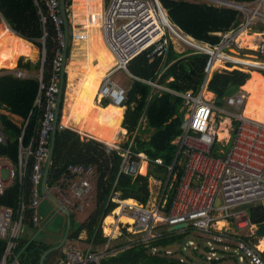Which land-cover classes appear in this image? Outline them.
I'll return each mask as SVG.
<instances>
[{
    "label": "trees",
    "instance_id": "1",
    "mask_svg": "<svg viewBox=\"0 0 264 264\" xmlns=\"http://www.w3.org/2000/svg\"><path fill=\"white\" fill-rule=\"evenodd\" d=\"M160 1L172 24L199 42L218 44L221 40L218 33L235 29L242 21V12L228 6H218L202 0ZM230 1L250 3L255 0ZM70 4L71 0H65L67 15H69ZM101 9L102 0H73L75 20L82 24V29L85 27L88 31L95 30L97 35L90 39L94 45H88L91 50L88 52L85 69H80L77 72V74H82V78L71 100L70 113L68 116L63 114L61 121L67 125L74 117L75 122L90 126L89 132H92L93 136L112 141L114 134L121 128L124 113H120L121 111L108 101L104 102L105 107L110 105L107 108L95 104L101 80L116 64V58L107 48L101 30L89 27V25L97 23L96 20L91 21L89 16L100 13ZM0 11L9 28L20 38L31 42L40 50L45 43L46 60L43 65V83L46 88L49 87L53 76L56 51L59 49V40L55 22L45 1L0 0ZM43 17L46 18L45 21ZM89 28L91 29L89 30ZM260 30L264 32V28ZM152 50L153 48L143 52L129 64V72L135 78H131L132 83L128 89L127 101L124 105L126 107L125 129L128 132L131 134L139 133L137 128L142 117H145L147 122V128L143 134L153 131V134L148 138H145L143 134H138L133 143L135 151L144 152L150 158V169L148 174H137L135 177L127 173L121 174L116 187L124 199L145 204L148 203L151 196L150 177L159 178L163 183L166 181V175L169 173L168 167L172 165L179 149V146L173 144L172 141L182 135L186 127L185 99L178 93L197 92L199 90L204 80L205 68L209 59L207 55L196 54L194 51L177 52L172 43L167 52L160 56L156 55L153 59L149 57ZM23 56L34 57L21 51L19 58ZM67 59H69V48H67ZM220 63L217 62L215 67H219ZM18 67L22 70L40 73L42 62L41 60L36 63L24 62L22 59ZM258 74L262 83L253 91L252 101L260 96L264 99V78L260 73ZM255 79L256 73L254 71H252L251 76L249 73L240 70L216 71L209 82L208 89L216 95L217 104L223 105L225 97L236 93L240 88H247ZM149 82H158L177 93L162 91L159 94H153ZM39 86L38 77L22 80L12 75L0 76V110L20 116L25 122L29 119V123L24 129V124L20 127L7 114L0 113V122L8 136L7 143L0 146V155L9 157L15 163L18 162L20 137L23 136V142L26 145L34 138V149L38 146V131L46 113V90L43 92L41 107L34 106L39 93ZM238 125V122L234 123L233 136L237 132ZM128 145L129 143L124 144L125 147ZM158 158L162 159L161 163L156 162ZM122 159L121 150L111 147L105 142L94 138H81L78 132L66 127L57 129L48 186L51 187L55 183L68 164H93L98 173L95 208L87 214L84 221L77 222V224H73L72 221L74 214L70 215L71 223L66 238L75 245L72 246L71 244L72 249L78 250L76 244L84 243L87 249L78 251L82 253L89 251L97 254L108 243L110 238L104 236L102 225L103 220L112 215V212L119 206L118 202L110 201V196L120 173ZM33 163L34 156L32 155L29 158L23 184L16 180L3 194H0V207L2 205L10 206L17 210L21 197H24L26 206L31 204ZM177 169L180 170V167L177 166ZM182 175L183 170L181 169L177 179L172 180V186L166 190L167 203L164 209L168 212L173 200L178 195ZM39 193L42 194L41 186ZM247 204H252L248 209L246 208L250 224L263 225L264 202ZM33 211V208L27 207L26 209L25 223L27 229H33ZM65 225H63L64 232L66 231ZM167 228L166 226L159 227L161 236L149 243H141L140 238L137 237L134 241L111 247L109 251L113 253L102 259L100 264H192V260L181 257L173 249L192 235L193 229H188L183 233L180 231L168 232ZM25 233L19 242V250L23 251L22 264H40L43 254L51 250L53 246L33 238L28 239L25 237ZM84 233L87 235L85 240L81 238ZM127 236H132L128 227L124 229L121 237ZM195 236L198 235L195 234ZM5 246L6 242L0 240V262ZM184 249L187 247L184 246ZM206 251L208 254L212 252L208 245ZM261 255L264 258V251ZM205 261L211 262V264H220L222 258L218 257L216 253L214 259L208 260L207 256Z\"/></svg>",
    "mask_w": 264,
    "mask_h": 264
},
{
    "label": "built area",
    "instance_id": "2",
    "mask_svg": "<svg viewBox=\"0 0 264 264\" xmlns=\"http://www.w3.org/2000/svg\"><path fill=\"white\" fill-rule=\"evenodd\" d=\"M43 1L48 6L55 22L59 49L56 51L53 76L49 87L46 88L43 78L39 79V93L34 106L41 107L43 92L46 90V113L38 131L37 148L34 149V138L26 145L22 136L19 142L17 163L5 155H0V194H3L16 180L23 184L29 158L34 156L31 204L26 206L24 197H21L17 210L10 206L0 207V240L6 242L0 264H22L23 251L19 250V242L23 239L26 230V209L27 207L33 208L32 224L33 229L37 230L41 220L39 206L46 198V195L39 193V187L50 151L52 131L57 121L56 108L62 72L64 30L59 1ZM263 6V0H259L255 8H251L249 4L235 6L243 12L242 21L235 29L218 33L221 38L218 44L199 42L179 29L173 36L180 41L184 40V43L194 53L207 55L209 59L199 90L178 93L185 99L186 127L183 134L172 141L179 146L177 156L172 165L168 167L169 173L166 181L163 183L161 180L162 186L159 188L153 205L141 202L130 204L128 199H124L122 193L116 189L121 174L136 176L141 173L140 169L144 160H148L144 152L133 149L137 132L130 133L127 147L121 144L116 146L109 144L111 147L120 149L123 157L110 201L118 202L117 208L122 209L121 214L134 221L132 232L135 235H141V243H149L161 236L158 230L161 226L169 228L188 224L189 227L180 232L184 233L188 229H193L196 235L207 239V245L212 250L208 260L216 257L215 248H212V242H215L223 247V251L236 247V251L243 255L240 258L241 261H246L248 264H264V258L261 255L263 251H259L252 237L242 234L250 226L244 206L247 203L264 202V124L253 121L243 114L242 109L248 97L247 92L243 90L226 99L224 105H218L216 99L210 100L206 96L211 77L215 71L219 70V67H215L219 61L228 65V68L234 67L244 71L238 67L246 66L248 70L264 73L263 63H260V67H256L244 63L245 61L239 58L243 48L240 37L243 33L252 30L251 27L257 22L256 19L264 18ZM89 17L91 21L102 22L106 42L117 59L116 70L104 79L100 88V96L103 101L109 100L117 106H124L127 101V92L113 80L112 76L116 71H127L129 62L144 51L153 48L149 54L151 59L167 52L172 34L167 27L165 10L159 0H113L109 9L102 6L100 13H94ZM2 18L0 11V20ZM119 19H124L125 22L118 25ZM43 20L45 21L46 18L43 17ZM69 38L72 41H86L89 33L74 34L72 32ZM263 44L260 43L258 46L260 53L264 52ZM6 74L24 80L34 77L32 74L17 70L14 72L9 70ZM149 84L161 90H168L157 83L149 82ZM144 121L145 118H141L140 124ZM227 121L230 125L225 131L233 130L234 132V123L238 122L239 125L234 136L232 134L229 139H225L226 137L222 139L219 137L220 130ZM28 123L29 119L25 122L24 129ZM65 127L64 124H59L60 129ZM145 127L144 125L142 129ZM7 141V133L0 122V146L6 144ZM156 161L162 162L161 159H156ZM5 169L6 174H4ZM181 169L183 175L178 195L168 212L164 209L167 203L165 193L167 188L172 186L171 181L177 179ZM97 180L98 173L93 164H68L55 183L51 187L48 186V192L51 191L55 195V199L63 208L68 209L70 215L75 212L79 215L87 214L95 208ZM116 216L118 225H121V216ZM220 221H226L230 226L226 227V223L225 227H219ZM124 227L128 226L124 225ZM104 236L110 239L97 254L89 251L82 253L68 245L67 258L60 264H100L102 259L111 253L109 246L112 237ZM190 243L195 245L194 242Z\"/></svg>",
    "mask_w": 264,
    "mask_h": 264
},
{
    "label": "rangeland",
    "instance_id": "3",
    "mask_svg": "<svg viewBox=\"0 0 264 264\" xmlns=\"http://www.w3.org/2000/svg\"><path fill=\"white\" fill-rule=\"evenodd\" d=\"M211 2L214 4H218V5H226V4H223V3L219 2V1H215V0L211 1ZM257 4H258V2L257 3L255 2V3L250 4L249 6L251 8H255L257 6ZM72 7H73V0L71 1L69 11L72 10ZM2 19L3 20H0V34H1L0 35V65H6V64H4L5 60L8 59V61H10V62L15 60L16 52L15 51L8 52V49H3V46H5L4 38H6V36H8L9 34H12L13 31L9 27L8 28L12 32L9 31L8 28H6L7 25L4 23L5 19L4 18H2ZM256 20H258V21L254 25V27L252 25V27H251L252 30L250 32H245V33L253 34V32H260L261 31L260 29L264 28V18L256 19ZM124 22H125L124 19H119L118 25H121ZM76 28L77 29L81 28V25H79V27H76ZM13 33H15V32H13ZM92 33L95 34L96 31H92ZM259 34H262V33H259ZM173 36L174 35H171V39H172V43L174 45L175 50H177L178 52L188 51L189 48L187 47V45L183 41H180L179 39H177ZM69 43L71 44L72 41L69 40ZM76 44L77 45L73 44V46L68 47L69 51L71 49H73L75 54H73L70 59L66 60L67 64L65 63V65H68V68H67L66 72H64L65 79L63 80L64 83H63V90H62V95H61L60 107H61L64 115H67V116L70 113L69 106L71 105V100L73 99V96H74L76 89H77V87L80 83V80L82 78V74L81 73L77 74V72L80 69H85L86 64H87V60H88V53H87V51H85V42L80 41L79 44L78 43H76ZM34 48L37 50V47L34 46ZM43 48H45V43L43 44ZM232 52L234 54H236L234 51H232ZM241 55H242V57L240 59H243L245 61L244 63L251 64L252 66H256V67H260L261 65L259 62L264 60V57L263 56L261 57V55H264V52L260 53V50L258 47H256L255 49H247V48L243 47ZM254 56H256L257 58H254ZM23 57H21V59L18 60V62H17L18 66H19V62L23 59ZM40 58H41V55H38L36 53V55L33 58L24 57V62H27V60H31V61H33V63H35ZM10 62H8V64ZM17 65L14 69H2L1 70V68H0V75L2 73L9 71V70L14 72L17 68ZM113 67H115V66H113ZM238 68H242L244 71H246V73H249V74L252 73V70H248V68H246V66L245 67H238ZM225 69L235 70L234 67L228 68V65H224L221 62L220 66H219V70L222 71ZM237 70H239V69H237ZM32 73L36 77H39V79H40V77L43 78V75L41 76L38 71H32ZM255 73H256L255 81L247 87V89L251 95L253 94V91L255 89H257L262 83V79H261L260 75L258 74V72H255ZM104 79H103V81H104ZM113 80L115 82L119 83L120 85H122L127 90L130 88L131 83H132L131 77L125 71H120V72L116 73L113 76ZM101 86H102V84H101ZM157 94H159V93H157ZM99 97H100V95L97 98H95V104L98 106H100V105L105 106L106 104H104L103 102L101 103ZM252 97H253V95H252ZM254 103H255V105H254ZM250 106H252V108L254 106H256L258 114L261 117H264V113H263L264 112L263 111L264 110V99L262 96L258 97L255 101H253V103H251V105H249L247 109H250ZM123 108H125V110H123V112H120V113H124L121 128H120V130H118L114 134V139L117 142L112 141V143H109L106 141L107 143L111 144L112 146L119 145L122 142L126 141V139H127L126 134H125L126 131H127V134H130V132H128V130L125 129L126 107L124 106ZM244 108H245V106L243 107L242 112H243ZM252 110H250V111H252ZM60 112H61V110L59 111V115H60ZM187 116H188V114H187ZM81 126H85V128L89 127V129L91 128L90 126H87V125H81V122L80 123L75 122L74 117L71 118V121L69 122L68 127H70L73 130L74 129L78 130L81 128ZM226 128H229V127L226 126ZM124 130H125V132H124ZM232 132H233V130L230 131L229 136L226 137L225 139H229L230 136L232 137V134H233ZM221 133H223V132H221ZM79 135L84 136L81 133ZM150 135H152V133L149 135L145 134V137L146 136L149 137ZM86 137L87 136H85L84 138H86ZM87 138H89V137H87ZM98 140L101 141L104 139L100 138ZM101 142H103V141H101ZM6 173H7V170L5 169L4 174H6ZM157 179L156 178L154 179L153 177H151L149 179V185H150L149 187L151 190V196H150V199L148 201V204H150V205H153V203L155 202V199L158 196L157 193L160 190L159 188L162 186V182L160 180H157ZM261 203H263V202H261ZM44 204L47 207H50V209L47 211L48 214L44 215L45 217L40 214L41 220H40L39 228L37 230L36 229H33V230L27 229V233H25V235H26L25 237L26 238L31 237L36 241L42 242L44 244L52 245L53 247L51 249H55V248L60 247L63 243V240H64L65 232H64L63 223L65 222V217L63 216L62 212H59L55 208V206L50 205V203L48 201L42 200L41 205L43 206ZM251 205L252 204H247L244 207L248 209ZM114 212H113V214H114ZM86 217H87V214H85V215H77V214L73 215V218H72L73 224H77V222L84 221L86 219ZM115 219H117L116 220L117 223L115 225L110 226L111 230L114 231L113 233H110V236L113 239L110 246H109L110 248L114 247V246L123 245V243L134 241L135 239H137V237L138 238L141 237V235H135L132 232L133 231L132 224L120 222L121 225H118L119 222H118L117 216H115ZM222 222L225 223V225L223 227L226 226V223H227L226 227L230 226L228 222H226V221H222ZM124 225L129 227L128 231L132 234L131 237H128V236L127 237H121L124 233V229H125ZM255 226L256 225L250 224V226L246 229V231L242 232V234H246V235H249L250 237H252L253 243L257 244V247L259 249L260 242L264 243V237L257 238L254 235ZM102 229H103L104 235H108L105 232V221L103 222ZM86 237H87L86 233H84V235H81V238H86ZM64 241H65V243H63V245L60 248H58L57 250H55L49 254V256L46 259L45 264H60L66 260V258H67V251L66 250L68 249V245H71V244H72V246H75V245L73 243H71L67 238ZM191 241L195 242L194 246L191 245V243H190ZM207 242H208L207 239L200 238V236L199 237L195 236V234L193 233L192 235L188 236L183 243H180V245L175 246L173 251L179 253V255L181 257H184L185 259L192 260V264H211V262L205 261V257L207 258V256H209V254L206 251L207 244H208ZM184 246H185V248L187 247V249H184ZM212 246H213L212 248L216 249V253L218 254V257L222 258V261L220 264H248V262L240 260V258L243 257V255L236 251L237 250L236 247H230L229 249L225 250L224 252H219V251L223 250V247L221 245H219L215 242H212ZM76 247L80 251H84L87 249V246L84 243L76 244ZM259 251H264V250L259 249Z\"/></svg>",
    "mask_w": 264,
    "mask_h": 264
},
{
    "label": "crops",
    "instance_id": "4",
    "mask_svg": "<svg viewBox=\"0 0 264 264\" xmlns=\"http://www.w3.org/2000/svg\"><path fill=\"white\" fill-rule=\"evenodd\" d=\"M71 10V9H70ZM1 20H3V19H1ZM6 25H7V27L6 28H8L9 27V25L7 24V22L5 21L4 22ZM68 23H69V25H68V34H71L72 32L74 33V34H78V33H89V38H87L86 39V41H81V42H85V51H87V53L89 52V50H91V48L90 47H88V45H90V46H92V44L94 45V42H90V39L91 38H95L96 37V35H97V33H95V34H93L92 33V31H95V30H91V31H88V30H86L85 29V27H84V29H82V28H76V27H79V25H81V27H82V24H80L77 20H75V16H74V13H73V7H72V10L71 11H69V15H68ZM256 24V23H255ZM254 24V25H255ZM254 25H253V27H254ZM89 27H91V25H89ZM77 29V30H76ZM91 28H89V30H90ZM260 29V28H259ZM11 31V30H10ZM12 32V31H11ZM259 33H262V34H260L259 35ZM246 35H250V33H247ZM251 35H256V39H254L253 41H252V44H254V46H256V47H258L259 45H260V43H264V32H253V34H251ZM263 35V36H262ZM3 37V36H2ZM15 38V39H14ZM259 38V39H258ZM4 41H5V46H3V49H8V52H13V51H15L16 52V54H15V60L14 61H12V62H10V61H8V59L7 60H5V63L4 64H6V65H0V68H1V70L2 69H14L15 67H16V65H17V62H18V60L19 59H21V57L19 58V55H20V52L21 51H23V52H27L29 55H31V56H34L35 55V53H36V49L34 48V46L32 45V43L31 42H29V43H27L28 41H25V40H23V38L21 37L20 38V36L18 35H16L15 33H13L12 32V34H9L8 36H6V38H4ZM72 41V40H71ZM80 42V41H79ZM79 42L78 41H72V43L70 44L69 42H68V47L69 46H73V44L74 45H77L76 43H78L79 44ZM31 43V44H30ZM106 44V43H105ZM256 44V45H255ZM107 46V45H106ZM36 47V46H35ZM247 48V47H246ZM23 49V50H22ZM43 49H45V48H42V50H40L38 47H37V53H38V55H41V58L40 59H38L37 61H39V60H41V62H42V67H43V65H44V63H45V60H46V55L44 54L43 56H42V54H43ZM248 49V48H247ZM46 50V49H45ZM46 53V52H45ZM73 54H75L74 53V51H73V49H71L70 51H69V59L71 58V56L73 55ZM263 55H261V57H262ZM254 58H257L256 56H254ZM23 60H24V57H23ZM28 61H31V60H27V62ZM36 61V62H37ZM8 62H10L9 64H8ZM31 62H33V61H31ZM35 62V63H36ZM261 63H263L264 64V60H262V62ZM67 64V63H66ZM67 68H68V65H65V72H66V70H67ZM16 70L17 71H23V72H26V73H29V74H32L33 75V73H32V71H27V70H22V69H19V67H18V65H17V68H16ZM42 70V69H41ZM7 72H5V73H2L1 75H10V74H6ZM42 74V71H40V75ZM0 75V76H1ZM13 76V75H12ZM34 77L33 78H36V76L35 75H33ZM250 76H251V73H250ZM263 78H264V76L263 75H261ZM14 77V76H13ZM39 78V77H38ZM41 78V77H40ZM251 78V77H250ZM30 79H32V78H30ZM23 80V79H22ZM25 80H27V79H25ZM170 80H172V79H170ZM158 83V82H157ZM158 85H161V84H159L158 83ZM161 86H163V87H165L164 85H161ZM151 88H152V93L153 94H157V93H159V92H162V91H165V90H161V89H158V88H155V87H152L151 86ZM243 89V88H242ZM169 90V89H168ZM244 90V89H243ZM100 91V90H99ZM172 94L173 93H177V92H175V91H173V90H169ZM98 92V91H97ZM209 95H211L210 97H209ZM98 96H99V93H98ZM97 96V97H98ZM206 96L207 97H209V99L210 100H212V99H216V95L214 94V93H212V92H210V91H207L206 92ZM101 99V98H100ZM101 101V100H100ZM216 103H217V100H216ZM94 104V103H93ZM111 105H113V104H111ZM102 108H107V107H109V106H107V107H105V106H102V105H100ZM264 111V110H263ZM61 112H62V109H61ZM60 112V115H59V123L60 124H63V123H61L62 121H61V118H62V116H63V112L61 113ZM0 113H3V114H7L11 119H12V121L14 122V123H16V124H18L20 127L22 126V124H24L25 125V121H23V119L20 117V116H16V115H12V114H10V113H8L7 111H4V110H0ZM264 113V112H263ZM65 126H66V128H69V129H71L70 127H68L69 126V124H64ZM61 129H63V128H61ZM91 129V128H90ZM90 129H89V127L88 128H85V126H81V128L80 129H71V130H73V131H76V132H78L79 134L81 133L82 135H84V136H80L81 138H84L85 136H87V137H89V138H94V139H99V138H97V137H95V136H93V134H92V132H89L90 131ZM124 132H125V130H124ZM227 132V134H228V131H226ZM126 137H127V139H126V141L125 142H122L121 143V145H124V144H126L127 143V140H128V138H129V135L130 134H127V131H126ZM228 136V135H227ZM86 137V138H87ZM117 137V136H116ZM117 139V138H116ZM51 141H52V139H51ZM100 141V140H99ZM101 141H103V142H105V143H107V142H112V141H114V142H117L116 140H112V141H107L106 142V140H101ZM107 144H109V143H107ZM174 144V143H173ZM158 159H160V158H158ZM161 161H162V159H161ZM157 162V161H156ZM145 163V161L143 162V164ZM146 163H147V167H146V172L144 173V172H142V170H141V173L142 174H146L148 171H149V169H150V163H151V160H150V158L148 157V160L146 161ZM143 164H142V167H143ZM149 167V168H148ZM169 172V171H168ZM168 175V174H167ZM167 175H166V177H167ZM151 178V177H150ZM154 179H155V177H153ZM157 180H160L161 181V179H157ZM51 192V191H50ZM46 199V201H48L49 203H50V205H53V206H55V208L59 211V212H62V214H63V211L59 208V207H57L53 202H51L50 200H48L47 198H45ZM45 199H43V200H45ZM131 199V198H130ZM133 202V201H132ZM43 204V203H42ZM50 209V207H47L45 204L42 206L41 204H40V209H39V211H40V214L42 215V216H44V215H46V214H48V210ZM75 214H76V212H75ZM74 214V215H75ZM87 214H89V212H87ZM112 214H113V212H112ZM77 215H79V214H77ZM80 215H85V214H80ZM63 216H64V214H63ZM45 217V216H44ZM65 217V216H64ZM107 218V217H106ZM105 218V219H106ZM105 221V220H104ZM70 223H71V220H70ZM66 224V218H65V222L63 223V225H65ZM66 226V231H65V234L66 233H68L67 231L69 230H67V225H65ZM64 227V226H63ZM70 227V226H69ZM31 230H33V229H31ZM25 231H27V228H26V230ZM27 233V232H26ZM67 235V234H66ZM82 235H84V234H82ZM64 237H65V235H64ZM28 239H31V237L29 238L28 237ZM66 239V238H65ZM64 239V240H65ZM82 239H86V238H82ZM63 240V241H64ZM60 248V247H59ZM58 249V248H57ZM56 248L54 249V251L55 250H57ZM51 250H53V249H51ZM51 250H49V251H51ZM48 252V251H47ZM52 253V252H51ZM46 255V252L43 254V256L41 257V259H40V264H45V262H46V259H47V257L49 256V254L45 257V259H44V261L42 260L43 259V257Z\"/></svg>",
    "mask_w": 264,
    "mask_h": 264
},
{
    "label": "water",
    "instance_id": "5",
    "mask_svg": "<svg viewBox=\"0 0 264 264\" xmlns=\"http://www.w3.org/2000/svg\"><path fill=\"white\" fill-rule=\"evenodd\" d=\"M59 11H60V14H61L62 19H63L64 42H63V47H62V58H63V61H62V72H61V75H60L58 102H57V108H56L57 118L59 116V107H60L61 95H62V90H63V78H64V70H65L66 55H67V45H68V18H67L66 10H65V0H59ZM44 50L45 49H43L42 56L45 53ZM41 71H42V74H41V76H42L43 75V67H42ZM57 124H58V119L55 122V127H54V130L52 131V141H51V146H50L48 159H47V162L45 164L44 175H43V179H42V183H41V191H42L43 195H46V198L48 200L53 202L57 207H59L63 211V214H64V216L66 218V225H67V230H68L69 226H70V214H69L68 209L63 208L61 206V204H59V202L55 199V195L52 192H50V191L48 192V178H49L51 164H52V161H53L54 149H55ZM188 227H189L188 224H181V225L169 227L167 229V231L168 232H177V231H180L182 229H187ZM66 234H65V237H66ZM254 235L257 238L264 237V224L255 227ZM65 237H64V239H65ZM63 243H64V241H63ZM63 243H62V245H63ZM53 251H54V249L51 250V251L46 252V255L43 257L42 260L44 261L45 257L48 254H50L51 252H53Z\"/></svg>",
    "mask_w": 264,
    "mask_h": 264
},
{
    "label": "bare ground",
    "instance_id": "6",
    "mask_svg": "<svg viewBox=\"0 0 264 264\" xmlns=\"http://www.w3.org/2000/svg\"><path fill=\"white\" fill-rule=\"evenodd\" d=\"M165 15H166V21H167V27H168V30L170 31V33L172 34V35H175V33H177L178 31H177V28H175V27H173V25L170 23V21H169V18H168V16H167V14H166V12H165ZM92 27H95V28H98V29H100L101 30V27H102V22H99V21H97V23H95V24H92L91 25V28ZM9 29V28H8ZM10 30V29H9ZM245 34V35H244ZM247 33H243L242 35H241V37H240V42L242 43L241 44V47H244V48H248V49H255L256 47L254 46V44H252V41L254 40V39H256L255 37H256V35H246ZM260 35V34H259ZM179 37V36H178ZM181 40H182V38L181 37H179ZM259 39V38H258ZM103 40H104V37H103ZM104 42H105V40H104ZM183 42H185L184 40H183ZM27 43H29V42H27ZM256 45V44H255ZM108 48V47H107ZM109 49V48H108ZM110 51V50H109ZM111 52V51H110ZM112 53V52H111ZM113 54V53H112ZM115 57V56H114ZM242 57V55H239V58H241ZM220 62V61H219ZM260 63V62H259ZM255 72H257V71H255ZM106 77V76H105ZM104 77V78H105ZM103 78V79H104ZM103 79L101 80V83H100V85H99V89H98V93H99V90H100V87H101V84H102V82H103ZM244 90H245V92L247 91L248 92V97H247V101H246V105H245V108H244V110H243V114L246 116V117H248V118H251V119H253V121H256V122H259V123H263L264 124V117H261L259 114H258V112H257V107L256 106H254L253 108H252V106H250V109H247L248 108V106L249 105H251V103H253V101H252V95L250 94V92L248 91V89L247 88H244ZM98 93H97V96H98ZM211 95H209V97H210ZM208 97V98H209ZM118 110H120L121 112H123V110H124V108L123 107H119V106H116V105H114ZM253 109V110H252ZM250 110H252V111H250ZM62 123V122H61ZM228 134H227V132L225 131V132H223V133H220V135H219V137H221V138H223V137H228L227 136ZM146 167H147V163L145 162L144 164H143V167H141V169H140V172H141V170H142V172H146ZM128 203H130V204H136V202L135 201H133L132 202V200L131 201H128ZM121 212H122V209L121 208H117V210L114 212V214L113 215H110V216H108L106 219H105V232L108 234V235H110V233H113L114 231H112L111 230V225H115L116 223H117V219H115V216L116 215H120L121 216V218H120V222H124V223H129V224H133V220L131 219V218H129L128 216H126V215H122L121 214ZM219 227H223L224 225H225V223L224 222H219ZM117 229V228H116ZM118 231V230H117ZM116 232V231H115ZM259 249L260 250H264V243L263 242H260V245H259Z\"/></svg>",
    "mask_w": 264,
    "mask_h": 264
},
{
    "label": "clouds",
    "instance_id": "7",
    "mask_svg": "<svg viewBox=\"0 0 264 264\" xmlns=\"http://www.w3.org/2000/svg\"><path fill=\"white\" fill-rule=\"evenodd\" d=\"M72 1V0H71ZM108 1V2H107ZM112 1L113 0H103L102 1V6H104V8H106V9H109V7L112 5ZM202 1H205V2H208V3H212L211 1H209V0H202ZM215 1H219V2H221V3H223V4H226V5H218V4H215V5H218V6H228V7H232V8H235V6H238V5H243V4H252V3H257L259 0H255L254 2H250V3H238V2H234V1H230V0H215ZM264 1V0H263ZM159 2L161 3V1L159 0ZM212 4H214V3H212ZM108 7H107V6ZM161 5H162V3H161ZM162 7H163V5H162ZM163 9L165 10V12H166V14H167V11H166V9L163 7ZM235 9H237V8H235ZM262 9H263V11H264V6L262 7ZM66 10V9H65ZM237 10H239V9H237ZM241 11V10H240ZM242 12V11H241ZM242 14H243V12H242ZM67 15V14H66ZM92 16V15H91ZM168 16V15H167ZM67 18H68V15H67ZM242 18H243V16H242ZM95 21V20H94ZM97 21V20H96ZM170 21V20H169ZM258 21V20H257ZM170 23L172 24V22L170 21ZM256 23V22H255ZM68 25H69V23H68ZM173 25V24H172ZM173 27H175V25H173ZM175 28H177V27H175ZM178 29V28H177ZM181 31V30H180ZM101 33H102V36L104 37V40H105V43H106V45H107V47L109 48V50L112 52V50L110 49V47H109V45L107 44V42H106V39H105V36H104V31H103V28L101 27ZM69 35L70 34H68V42H69V40H71L70 38H69ZM190 37V36H189ZM194 39V38H193ZM172 43V40H171V42H170V44ZM173 44V43H172ZM186 44V43H185ZM187 45V44H186ZM187 47L189 48L188 49V51H193L188 45H187ZM67 48H68V45H67ZM175 49V48H174ZM148 51V50H147ZM175 51H177V50H175ZM145 52V51H144ZM178 52V51H177ZM184 52H186V51H184ZM184 52H180V53H184ZM113 53V52H112ZM143 53V52H142ZM141 53V54H142ZM140 54V55H141ZM114 55V54H113ZM140 55H138V56H140ZM115 56V55H114ZM137 56V57H138ZM116 58V57H115ZM136 58V57H135ZM134 58V59H135ZM134 59H132L131 61H133ZM131 61L129 62V64L131 63ZM262 62V61H261ZM260 62V63H261ZM129 64H128V66H129ZM128 66H127V71H125V72H127L128 74H129V76L131 77V78H135L130 72H129V69H128ZM116 67H117V59H116V64H115V67H113L109 72H108V74H107V76L109 75V74H111L112 72H114L115 70H116ZM225 70H227V69H225ZM235 70H237V69H235ZM120 71H124V70H119V71H116L114 74H113V76L116 74V73H118V72H120ZM217 71H221V70H217ZM229 71H232V70H229ZM252 71H255V70H252ZM8 72V71H7ZM65 72V71H64ZM216 72V71H215ZM214 72V73H215ZM244 72H246V71H244ZM258 73H260L259 71H257ZM213 73V74H214ZM261 75H263L264 76V74H262V73H260ZM106 76V77H107ZM112 76V77H113ZM213 76V75H212ZM105 77V78H106ZM212 78V77H211ZM18 79V78H17ZM63 83H64V81H63ZM117 83V82H116ZM152 83H157V82H152ZM119 84V83H118ZM158 84V83H157ZM120 85V84H119ZM150 85V84H149ZM120 86H122V85H120ZM151 86V85H150ZM123 87V86H122ZM124 88V87H123ZM166 89H168L167 87H165ZM125 89V88H124ZM126 90V92H127V95H128V90L127 89H125ZM240 90H243V89H239L236 93H234V94H232V95H229V96H227V97H225L224 98V104H225V100L226 99H228V98H230V97H232V96H234L235 94H237ZM165 91H169V90H165ZM208 91H209V89H208ZM244 91V90H243ZM170 92V91H169ZM248 94V93H247ZM99 95H100V91H99ZM101 98V99H100ZM99 99L101 100L100 102L102 103H104L105 101H108V102H110V103H112L113 105H116V104H114L112 101H109V100H104L103 101V99H102V96H100L99 97ZM60 103H61V101H60ZM126 103V102H125ZM223 104V105H224ZM125 105V104H124ZM117 106V105H116ZM119 107H124V106H119ZM185 109H186V106H185ZM187 110V109H186ZM59 111H60V108H59ZM187 112V111H186ZM185 116H186V113H185ZM142 118H145V117H142ZM58 122H59V116H58ZM140 121H141V119H140ZM185 121H186V119H185ZM59 124L60 123H58L57 124V129H60L59 128ZM146 126L145 127V129L147 128V122H146V118H145V121L142 123V124H140V122H139V125H138V132L139 133H137V135L138 134H143V131L145 130V129H142L143 128V126ZM229 125V121H227V122H225L223 125H222V127H221V130H220V133L221 132H224L225 131V129H226V126H228ZM136 133V132H135ZM152 134H153V131L151 132ZM151 133H145V134H151ZM229 133H230V131H228V135H229ZM233 133V132H232ZM145 134H143V136L145 137ZM145 138H148L147 136L145 137ZM173 143V142H172ZM50 146H51V144H50ZM145 162L147 161V160H144ZM159 163V162H158ZM143 164V163H142ZM149 168V167H148ZM149 172V171H148ZM148 172L146 173V174H148ZM139 174H142V173H139ZM146 174H143V175H146ZM133 176V175H132ZM135 177V176H134ZM136 200V199H135ZM137 201V200H136ZM137 202H139V201H137ZM113 215V214H112ZM105 220V219H104ZM103 220V221H104ZM66 238V237H65ZM191 242H194V241H191ZM195 243V242H194ZM109 249H110V247H109ZM111 253H113V252H111ZM110 253V254H111ZM168 253H171V252H168ZM109 256V255H108Z\"/></svg>",
    "mask_w": 264,
    "mask_h": 264
}]
</instances>
